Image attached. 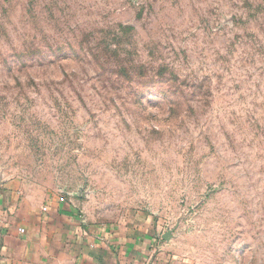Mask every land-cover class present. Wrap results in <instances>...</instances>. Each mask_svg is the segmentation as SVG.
Returning <instances> with one entry per match:
<instances>
[{
    "label": "rangeland",
    "instance_id": "374dc122",
    "mask_svg": "<svg viewBox=\"0 0 264 264\" xmlns=\"http://www.w3.org/2000/svg\"><path fill=\"white\" fill-rule=\"evenodd\" d=\"M0 178L264 264V0H0Z\"/></svg>",
    "mask_w": 264,
    "mask_h": 264
},
{
    "label": "crops",
    "instance_id": "0c3cea01",
    "mask_svg": "<svg viewBox=\"0 0 264 264\" xmlns=\"http://www.w3.org/2000/svg\"><path fill=\"white\" fill-rule=\"evenodd\" d=\"M160 233L143 212L97 223L57 193L0 178V264H164Z\"/></svg>",
    "mask_w": 264,
    "mask_h": 264
},
{
    "label": "water",
    "instance_id": "95a60500",
    "mask_svg": "<svg viewBox=\"0 0 264 264\" xmlns=\"http://www.w3.org/2000/svg\"><path fill=\"white\" fill-rule=\"evenodd\" d=\"M163 238L167 240L169 238V235H163Z\"/></svg>",
    "mask_w": 264,
    "mask_h": 264
},
{
    "label": "built area",
    "instance_id": "2783aa9c",
    "mask_svg": "<svg viewBox=\"0 0 264 264\" xmlns=\"http://www.w3.org/2000/svg\"><path fill=\"white\" fill-rule=\"evenodd\" d=\"M21 231H24L23 229H21Z\"/></svg>",
    "mask_w": 264,
    "mask_h": 264
}]
</instances>
